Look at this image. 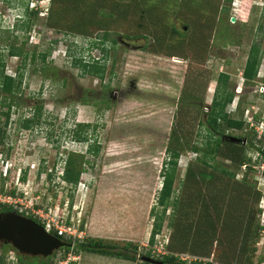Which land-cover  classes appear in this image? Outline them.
<instances>
[{
    "label": "rangeland",
    "instance_id": "374dc122",
    "mask_svg": "<svg viewBox=\"0 0 264 264\" xmlns=\"http://www.w3.org/2000/svg\"><path fill=\"white\" fill-rule=\"evenodd\" d=\"M233 1L19 0V12L28 3L38 10H21L14 28L15 11L4 7V74L15 76L22 65L21 56L8 53L11 45L50 54L45 62L27 60L20 106L10 108L8 120L0 104V204L8 205L12 189L16 201L45 210L57 205L61 211L70 202L82 216L80 239L132 242L137 252L132 261L77 252L73 245L53 252L48 264L67 258L70 264H143L140 255L150 250L154 259L172 254L213 264H264V0ZM253 44L260 62L247 79L242 73ZM92 58L105 65L103 78L83 72L81 64ZM222 72L233 93L225 112L244 123L223 138L242 144L241 166L230 160L237 154L230 146L224 150L230 156H217L214 166L190 149L201 142ZM28 118L36 122L22 127ZM79 123L97 124L84 128L87 141L74 138ZM91 144L97 152H86ZM169 146L179 157L164 206L157 197ZM68 152L85 156L81 188L61 180ZM206 207L229 208L228 234L219 223L210 233L201 231L198 218ZM0 253L3 264H20L18 252L1 242Z\"/></svg>",
    "mask_w": 264,
    "mask_h": 264
},
{
    "label": "trees",
    "instance_id": "16d2710c",
    "mask_svg": "<svg viewBox=\"0 0 264 264\" xmlns=\"http://www.w3.org/2000/svg\"><path fill=\"white\" fill-rule=\"evenodd\" d=\"M231 1V0H228ZM228 12V9H226ZM24 28L28 27V23L23 26ZM107 35V34H105ZM116 42L112 40V47L115 45ZM98 45L96 41L94 43L92 42V46ZM106 53V49L104 50ZM8 53L10 55H19L22 58V65L20 66L19 71L15 74V76H11L8 74H4V63L2 62V58L0 57V89L7 94L9 97L4 96L2 99H0V104H4L7 106L6 112H3L6 119L8 120L10 117V108L14 105L19 104L16 99V96L18 92H21V81L23 77V71L26 65L27 60L30 61H36L39 59L42 62L46 61V58L50 54V50H46L40 54H36L33 52L32 54H29L28 52H24L23 48H17L15 45H11V47L8 49ZM260 47L257 44H253L250 48L246 64L243 68V76L247 79L253 78L257 74V67L260 62ZM81 67L83 69V72H87L90 74H94L95 76H98L100 78H103L104 71H105V65H102L100 63V60H95L92 58V61H90L88 64L87 62L82 63ZM45 71H47L44 68ZM42 70L43 74H46ZM264 77V76H263ZM228 75L226 73H220L218 76V86L217 90L215 91V95L212 99L209 112L207 114L206 120L203 122L202 125L204 129V133L200 135V141H195L192 145H190V149L194 151L197 154L196 159L200 161L202 164L213 166L215 165V160L217 156H223V157H229L230 154L225 153V147L230 146L231 149H233L235 152H237L236 155L230 156V160L233 162H237L239 166L244 162V159L246 158L242 154V144L235 143V142H229L226 141L223 137L225 136L228 129H241L243 128V121L238 118H233L228 115V113L225 112L226 104L232 101L233 99V93L229 91V88L227 86L228 82ZM82 102L84 103H90L88 99L83 98ZM105 102V101H104ZM94 106L97 105V102H92ZM109 104L107 101L105 102V107H107ZM41 107H37V113H40ZM39 116V115H38ZM36 122V119L34 118H28L26 120H23L21 123L22 127L30 128L34 123ZM92 126L94 129L97 124H88V123H79L77 124V128L74 130V138H76L78 141H87L88 140V133L86 129L89 126ZM172 141L176 137L172 133ZM5 132L0 128V143L4 140ZM184 145V144H183ZM97 152L98 147L89 145L87 148L88 152ZM167 154L169 155V159L165 162V165L163 167V182L162 187L159 190V194L157 197V200L159 204L161 205H168L170 195L172 193V186L173 181L175 178V171H176V165L179 157V151L176 148L167 147ZM84 163H86L85 156L83 154L75 153V152H68L65 163L63 167V173L61 175V180L67 184H70L71 186L76 187L81 174L85 171ZM264 171V170H263ZM222 172L227 173V175H233L226 171V169H222ZM234 176V175H233ZM11 193L14 194V190H11ZM3 208L0 209V211L5 210H13L12 206L0 204ZM72 204L70 203V206ZM215 211H210L209 208H203V211L200 212L199 220V226H201V231H209L211 228H214L217 223L220 224V227L228 234L227 228L230 226V210L229 208H214ZM215 218V219H214ZM36 221L40 222L39 220L35 219ZM83 225V223H82ZM81 225V228H82ZM160 221L157 222V224L153 227L152 233H151V242L154 240V235L159 228ZM215 229V228H214ZM234 230V226L231 229ZM210 233V231H209ZM208 234V233H207ZM58 238L67 241L62 236H58L55 234ZM74 241V247L77 252H85V253H93V254H99V255H107L112 257H117L120 259H127L136 261L137 260V252L135 249V246L130 248L133 244L132 242H127L124 245L120 246L117 244L107 243L102 238H93V237H87L83 239H76V240H69ZM7 247H10L14 249L9 244H3ZM70 247H62L60 249H69ZM15 250V249H14ZM55 252V251H54ZM19 255V261L20 264H48L49 263V257L44 258L40 256H30V255H23L18 252ZM143 256L151 257V250L146 253V255H140V259ZM33 260L35 263H33ZM161 261V264H182L183 261L178 260L174 255H165L161 259H157ZM4 262V256L2 253H0V263ZM182 262V263H181ZM143 264H153L147 261H143Z\"/></svg>",
    "mask_w": 264,
    "mask_h": 264
},
{
    "label": "water",
    "instance_id": "95a60500",
    "mask_svg": "<svg viewBox=\"0 0 264 264\" xmlns=\"http://www.w3.org/2000/svg\"><path fill=\"white\" fill-rule=\"evenodd\" d=\"M231 20L234 21L235 17ZM0 242L11 245L20 254L44 258L51 256L54 251L62 247L74 245L46 232L36 220L13 210L0 211ZM141 260L153 264L162 263L148 256L141 257Z\"/></svg>",
    "mask_w": 264,
    "mask_h": 264
},
{
    "label": "built area",
    "instance_id": "2783aa9c",
    "mask_svg": "<svg viewBox=\"0 0 264 264\" xmlns=\"http://www.w3.org/2000/svg\"><path fill=\"white\" fill-rule=\"evenodd\" d=\"M260 76L263 77L264 72L260 73ZM251 118H253V116H251ZM81 186H84V184L82 181H79L78 188H81ZM14 195L15 193L9 194V199L7 200L8 205L12 206L14 211L26 217H30L34 220L35 219L39 220L46 232H49L54 235L56 234L58 236H62L63 238L69 239V240H76V239L81 238L82 216L74 215V209L72 210V206H70V202L69 204L67 202L65 204V207L61 211L57 205H55L54 207L50 206L47 210H45L46 207L43 208L39 206V203H38V206H35L34 203H30V205L22 204V202H19V200L17 201L15 200ZM69 259L70 258H67L64 261H60V264H70ZM180 260L185 262L186 264L187 263L188 264H213L212 260H209L208 258L199 257V256H182ZM3 263H0V264H3ZM10 264H14V262H11Z\"/></svg>",
    "mask_w": 264,
    "mask_h": 264
},
{
    "label": "flooded vegetation",
    "instance_id": "af4514ba",
    "mask_svg": "<svg viewBox=\"0 0 264 264\" xmlns=\"http://www.w3.org/2000/svg\"><path fill=\"white\" fill-rule=\"evenodd\" d=\"M9 4L13 7L11 10L15 11V18H13V20H15V23L12 24V28H14V26L15 27L18 26L19 19L23 18L24 13H22V11H30L32 13V12H34V11L36 12L38 10V8L36 6H33V5L29 9L28 8V6H29L28 4L29 3H28L27 5L22 6L21 7L22 11L20 10V12H19V0H15V1H12V0H0V8H1L0 9V32L8 30V28L6 27L7 26V24H6V14L3 13V12L6 11L4 9V7L10 9V7L8 6ZM0 57H1V55H0ZM5 119H6V117H5ZM182 264H186V263L183 262Z\"/></svg>",
    "mask_w": 264,
    "mask_h": 264
},
{
    "label": "clouds",
    "instance_id": "9594fccd",
    "mask_svg": "<svg viewBox=\"0 0 264 264\" xmlns=\"http://www.w3.org/2000/svg\"><path fill=\"white\" fill-rule=\"evenodd\" d=\"M243 0H240V2H242ZM78 185V184H77ZM14 211V210H13ZM16 212V211H15ZM18 213V212H17ZM20 214V213H19ZM22 215V214H21ZM24 216V215H23ZM30 218V217H29ZM38 222V221H37ZM40 223V222H39ZM41 224V223H40ZM42 225V224H41ZM54 235V234H53ZM73 243V242H71ZM74 244V243H73Z\"/></svg>",
    "mask_w": 264,
    "mask_h": 264
},
{
    "label": "bare ground",
    "instance_id": "6f19581e",
    "mask_svg": "<svg viewBox=\"0 0 264 264\" xmlns=\"http://www.w3.org/2000/svg\"><path fill=\"white\" fill-rule=\"evenodd\" d=\"M235 2V0L233 1V3Z\"/></svg>",
    "mask_w": 264,
    "mask_h": 264
},
{
    "label": "crops",
    "instance_id": "0c3cea01",
    "mask_svg": "<svg viewBox=\"0 0 264 264\" xmlns=\"http://www.w3.org/2000/svg\"><path fill=\"white\" fill-rule=\"evenodd\" d=\"M243 2V1H242ZM242 5H243V3H242Z\"/></svg>",
    "mask_w": 264,
    "mask_h": 264
}]
</instances>
